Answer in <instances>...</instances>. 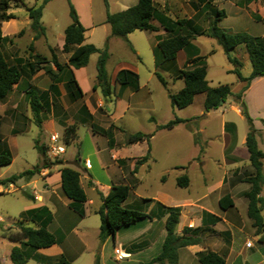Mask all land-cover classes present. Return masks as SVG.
Instances as JSON below:
<instances>
[{
	"label": "crops",
	"instance_id": "crops-1",
	"mask_svg": "<svg viewBox=\"0 0 264 264\" xmlns=\"http://www.w3.org/2000/svg\"><path fill=\"white\" fill-rule=\"evenodd\" d=\"M21 1L20 7L11 8L7 12L12 13L15 18L1 22L0 24L2 36L11 39V42L4 44L6 47H4L3 43L1 45V50L5 58L9 57L10 60L13 61L12 64H17L16 61L20 58L21 53L26 54L28 57L33 56L50 59L52 50L60 64L66 63L68 55L64 53L58 55L57 52H61L62 50L64 29L68 25L63 29L62 34L58 33L55 35L56 38L54 42L49 39L47 29L43 23L42 25L45 28V35L43 37L37 40H33V37H30L19 43L17 39L13 38L19 30L23 28L29 29L30 19L26 13V7H36L41 4L42 0ZM166 1L168 0H164V3H166ZM136 2L137 0L125 1L126 6L124 8L131 7L135 5ZM86 10L89 24L83 25L86 29L84 43L96 45L99 49H101L103 45L104 47L106 46L111 58L112 42L115 38L110 36V28L109 25L105 23V15L100 22H93L91 9L87 8ZM194 16L195 11L189 18ZM152 24L158 27L157 32L149 33L142 31L146 34V36H144L147 41V48L150 50H153L155 47L158 37L164 38L167 35L156 21H152ZM11 25L15 27L9 29ZM99 25L107 26L105 27L106 35L102 46L92 41L88 42L87 37V35L90 36ZM256 37L264 40V37ZM123 43L128 47L125 41H123ZM30 44L33 45V53L29 51ZM129 44L134 52H132L129 47L128 50L138 57L139 51L134 48L131 42H129ZM152 56L155 63L154 55L152 54ZM186 57L187 55L184 51H179L177 53L176 59L180 62L178 69L182 68ZM110 58H108L107 63ZM246 60H248L247 54ZM245 64H247V61ZM84 68L74 69L73 76L83 94L82 98L79 100L83 99V105L86 107L88 113L93 116L92 110L94 108L88 100L89 96H93L98 105L103 103V98L99 90L94 91L92 89L95 78L92 83H88L80 77ZM123 69L130 70L137 75L139 74V66L135 61H121L112 72H107L116 95L111 97L109 103L116 106L118 103L122 102L123 115H125L132 106L138 107L146 105L149 109L153 104L149 96H146V103H143V105L139 102L132 101L136 93L141 91L140 89L138 92H133L130 88H121L115 84L117 72ZM250 72H248V74H243L241 71L240 73L243 77H247ZM26 75L28 77L22 75L20 81L13 85L8 96L0 103V121L3 120L2 118L6 117L8 124L4 132L0 130V139L6 142L12 161L14 160L13 148L17 143V141H15V135L23 131L27 132L28 129H30L27 118L30 108L29 104L24 103V91L28 88V85L38 87L35 81L38 78L45 77L42 70H39L31 76L28 74ZM261 78L264 79V77H259L252 80L251 83L258 82L262 80ZM46 83L48 85L47 88H41L40 91L48 89L50 85L49 79ZM182 86L183 82L178 90H180ZM58 92V98L63 96L69 103H76L79 101L71 102L66 96L65 89L63 88L62 91L60 86H58ZM58 98L56 99L58 100ZM125 98L127 99V103L122 101ZM55 105L56 104H52L47 113L52 112ZM59 106L61 109H65L64 106ZM52 115L54 116V113H52ZM202 116H204V114H202ZM108 117L110 120L109 127L110 125H114L112 122L115 121L114 112L108 114ZM175 117L183 120V122L179 123L180 125L187 127L189 130L192 129L190 126L192 118H182L176 115L174 118ZM40 118L41 126L38 128L40 133H49L50 129L55 126V120L50 117H44V114L41 115ZM151 118L153 117H150L148 121L154 124V127L145 133L149 138L143 142L127 144L126 138L118 140L117 136L122 131L115 125L113 129L114 142L111 147L108 146L106 137L97 134L104 137L106 140V153L103 156L100 155L98 150L95 153L96 157L94 161L99 169L98 173L94 170V164L90 157L88 155L84 156V154L78 150L77 159L76 161L74 160L73 167L69 165V163L72 162L71 160L60 158L59 160L62 161L61 165L41 168L39 173L32 176L29 180L21 178L17 180L15 184L7 183L5 186L0 184V196H9V194H12L16 190L28 188L29 191L24 192L31 197H26V202L16 210H11L9 207L0 208V264H12L10 260V251L14 246H18L17 243L10 242L3 238L1 232L7 228H15L16 224L36 227V225L31 222L21 220V214L27 210L37 208H46L50 211L52 220L47 225L46 229L55 236L56 243L50 247L36 250L33 257L28 260L26 264H54L60 256H64L71 264H94L96 256L98 257L99 264H109V261L106 259L105 250L107 247L110 248V255L114 260L113 248L115 246H120L129 254L128 258L125 259L127 264H145L160 254L163 241L166 237V230L164 228L166 215L160 216L155 209V202L166 207L179 208V222L176 226V233L178 235H181L185 227L192 229L200 228L202 230L199 233L200 241L198 244L178 249L177 264H200L197 254L202 251H212L223 256L225 264H264V227H262L260 233L257 234L255 232L252 222L247 216L248 201L244 196L249 190L250 185L245 183L243 179L253 174V168L249 164V155L245 148L246 134L238 139L236 135L232 133L235 131L232 125L229 124V126H227V123L223 124V133L213 138L214 140L218 139L220 142V152L214 156L209 155L207 148L211 138L200 136L202 137V139H200L202 149L199 151L197 149L198 153L190 156L186 166H184L185 164L172 166L173 169L177 170V173L171 176L164 174L165 172L161 174L158 178V190L153 198H151L143 194L142 191L139 192L145 182L146 173L150 171L154 161L153 140L155 138V133L161 131L156 130L157 125L155 120L151 121ZM255 126L258 132L264 131V126H262L261 122L259 124L256 123ZM175 128L176 126L168 131H172ZM201 130L198 129L196 134L201 135ZM194 134L193 130L189 132L193 145L199 148V145H196L198 141L194 140ZM91 135L96 136V134L92 132ZM76 140L77 144L81 147L82 143L78 136ZM256 142L259 148L257 139ZM134 148H140L137 154L132 153L131 150H134ZM147 151H149L148 159L144 163L138 165L133 173L135 162L143 157ZM63 154H65V151ZM27 165L29 166L28 170L35 166L30 164ZM62 166L71 167L80 173V185L87 197V201L84 204L85 215L83 217H79L69 208V200L61 191L60 169ZM190 167H192L194 171L189 172ZM211 171L212 173H218V175L210 174ZM183 176L187 177L188 184L185 187H180L177 181ZM5 178H0V180ZM194 178L197 179V187H195V183H193ZM112 185H126L130 188L128 197L123 203L125 208L138 210L146 214L155 213L157 215L152 218H143L129 226L121 227L115 231L113 236L107 237L105 241L101 243L99 241L100 224L97 227L96 224H88L85 219L91 215L99 218L98 210L102 206L100 196L105 195ZM179 191L183 192V196L177 197ZM226 195H229L233 205L221 209L218 201ZM260 197L264 198V185H262ZM2 214L15 218H13L11 222L5 224L2 219ZM261 217L264 219V208L261 210ZM90 234H93L96 239V244L93 245V247H90L88 244ZM114 262L117 264L121 261L114 260Z\"/></svg>",
	"mask_w": 264,
	"mask_h": 264
},
{
	"label": "trees",
	"instance_id": "trees-1",
	"mask_svg": "<svg viewBox=\"0 0 264 264\" xmlns=\"http://www.w3.org/2000/svg\"><path fill=\"white\" fill-rule=\"evenodd\" d=\"M10 0H0V24L15 18L12 13H7ZM51 0H42L41 4L36 7H26L27 16L30 19L29 29L33 32V40H37L45 35V28L42 25V9L45 4ZM104 1L106 7L105 23L109 25L110 36L121 38L125 41L129 49L134 52L133 48L127 40V35L135 30L146 31L149 33L157 32L158 27L152 24L156 21L159 27L166 32V37L157 38V43L153 48L155 66L174 62L179 51H184L187 55L182 68L177 69V79H181L183 86L174 94H169V100L173 107L183 109L193 103L196 95L203 94V109L205 112L215 110L219 103H225L229 96L234 95L240 100L242 93L249 87L252 80L264 77V42L256 36H252L246 32L230 33L218 27V22L225 18L224 10L213 9V19L205 30L196 24L203 6L213 3V0H191V6L195 11L192 18H171L166 15L165 11H159L154 0H137L136 4L117 13H110L107 10V1ZM69 18L71 23L64 29V42L62 45V53L67 54V62L60 64L56 55L51 50L50 59L41 58V61H27L23 66L19 64H10L2 53L1 45L4 41L9 40L3 37L0 29V103L8 96L13 85L17 84L24 73L29 76L34 75L39 70H43L48 76L50 85L47 90L40 91L30 85L24 91L31 111L32 121L40 128V114L48 112L50 106L54 104L59 96L58 83L59 78L64 80V89L67 98L71 102H75L82 98V91L73 76V70L81 69L87 66L89 58L93 54H97L95 65L96 76L92 89L99 90L105 102L110 101L112 96H116L114 89L109 80L106 63L109 58L108 49L96 48L93 44L84 43L85 31L72 3L68 0ZM264 20V19H262ZM20 31L18 34H20ZM206 36L214 38L221 46L227 60L232 65H239V61L229 56V53L238 46H242L247 54L248 61L251 65V72L247 77H243L240 71L235 68L231 70L237 77L238 82L244 83L239 93L233 94L228 85H219L210 87L205 79L206 64L205 57L199 56L197 48L192 41L197 36ZM29 51H33V45H29ZM43 64V66H41ZM49 64L50 67L44 65ZM159 82L165 86V80L155 73ZM115 84L121 88H130L133 92L139 90L138 75L130 70H120L115 76ZM81 111L85 113L82 123H90L91 132L100 134L107 139L109 147L113 145V129L114 125H110L107 129H95L94 123L91 122L90 115L83 105ZM240 113L243 114L248 122V132L245 138V148L249 155V164L253 168L254 173L243 179L245 183L250 185L249 190L245 193L248 201L247 216L252 222L255 232L258 234L264 227V219L261 217V210L264 208V198L260 197L262 185H264V173H262V160L264 153L258 147L255 138L254 126L249 118L246 109L241 103ZM154 121L153 118L150 119ZM183 122L179 118H173L165 124L157 125L156 130H171L177 124ZM77 126L75 124L66 126L62 133L61 142L70 145L76 138ZM148 135L142 132L126 134V143L135 144L146 141ZM41 163L35 165L32 169L23 171L19 174L11 175L0 180L1 185L7 183L15 184L17 180L23 178L29 180L35 174H38L41 168H49L53 165H61L62 161H50L46 158L47 147L38 146L34 143ZM149 151L135 162L136 167L144 163L148 159ZM12 157L5 141L0 139V167L11 164ZM178 186L185 187L188 184L187 177H180L177 181ZM60 185L63 195L69 200V208L73 210L79 217L85 215L84 204L87 201L86 194L80 185V173L75 169L62 166L60 169ZM129 187L126 185H112L109 187L105 195H101L102 206L98 210L100 218L99 241L102 243L109 236L114 235L115 231L121 227L129 226L143 218H152L157 215L155 213H143L138 210L125 208L124 201L129 194ZM26 197L31 198L25 194ZM149 201V200H147ZM219 207L225 209L231 207L232 201L229 195L222 197L218 201ZM155 209L160 216L166 215L164 228L166 237L162 244L160 254L145 264H177V251L189 245L198 244L200 228L192 229L185 227L181 235L176 233V226L179 222L180 210L177 207H166L158 202L154 204ZM21 220L28 221L36 225L23 226L16 224L15 228H7L1 232V236L10 242L17 243L10 251V260L12 264H26L33 257L36 250L47 248L56 243L55 236L50 233L46 227L52 220L50 211L46 208L30 209L21 214ZM200 264H225L224 257L212 251H202L197 254ZM54 264H71L64 256H60ZM94 264H99L98 257H95Z\"/></svg>",
	"mask_w": 264,
	"mask_h": 264
},
{
	"label": "rangeland",
	"instance_id": "rangeland-1",
	"mask_svg": "<svg viewBox=\"0 0 264 264\" xmlns=\"http://www.w3.org/2000/svg\"><path fill=\"white\" fill-rule=\"evenodd\" d=\"M67 1L68 0H51L45 4L42 9L41 22L47 29L49 39L53 42L56 38L55 35L58 33L62 34L63 29L71 23ZM106 1L108 12L117 13L125 10V1L128 2L129 0ZM21 2V0H10L7 12L11 8L20 7ZM70 2L74 6L82 25L89 24L87 8H90L92 11L93 22H100L104 18L106 7L103 0H73ZM154 3L159 11H165L166 15L173 19L189 18L194 13L191 6V0H168L166 3H164V0H155ZM213 9H221L225 12V18L218 22L219 28L230 33L246 32L252 36L264 37V20H262V18H264V0H213L210 7L203 6L200 12V17H198L196 21V24L201 30H205L212 21ZM12 27L15 26L11 25L9 26V29ZM105 27L107 26L99 25L96 27L90 36L87 35L88 42L92 41L97 45L102 46L106 35ZM20 31L22 32L18 34ZM19 32L13 36V38L17 39L18 43L22 42L24 39L33 37V32L28 28H23L19 30ZM144 35L146 36L145 32L138 30L127 35V40L129 39V42H131L134 48L139 51L138 57L128 50V47L123 43L121 38L114 37L115 39L112 42L111 51L112 57L110 58L109 56L110 60L106 65V71L112 72L121 61H135L139 66L138 83L141 91H136L139 92L136 93V96L132 101L139 102L143 105V103H146V96H149L153 103L152 106L149 109L146 105L138 107L132 106L130 110L123 115L122 102L113 106V104L109 103L111 101L110 99L108 102L103 100V103L98 105L96 104L94 97L89 96L88 100L94 108L92 110L93 116L91 122L94 123L97 131H100L99 129L101 128L107 129L110 124L108 114L114 112L115 121L112 122L122 131L117 136V139L123 140L126 138V134L135 132H142L145 134L148 130H151L154 127V124L148 121L150 117L154 118L156 125L165 124L173 119L175 115L182 118H192L190 126L192 128L191 130L195 133L194 140L198 141L196 145H199V148L192 143V139L189 136L191 130L180 124H177L176 128L172 131L161 130L156 132L153 140L154 161L151 165L150 171L146 173L145 182L139 192L142 191L146 196L153 198L158 190L159 176L164 172V174H168L169 176L177 173V170L173 169L172 166L184 164V166H186L190 156L198 153L197 149L198 151L202 149L200 142L202 137L200 136L211 138L207 148L209 155L214 156L220 152V142L218 139L214 140L213 138H216L223 133V124L227 123V126L231 124L232 128L235 130L232 133L235 134L238 139L247 134L249 126L245 116L240 114L241 103H243L254 129L256 130L255 138L259 144L258 149L264 152V131L258 132L255 126L256 123L259 124L260 122L262 126H264V121H261L264 120V79L261 78L262 80L251 83L249 88L242 93L240 100L236 99L234 95L229 96L225 103H221L217 109L210 110L208 113H205L203 110L202 94L195 96L191 105L183 109H177L171 105L168 95L176 93L181 86L182 80L176 78V70L178 69L180 62L178 59H175L174 62H166L156 67L152 56L153 50L147 48V41ZM8 42H11V39L4 41L3 45ZM262 42H264V40H262ZM192 44L197 48L199 56L205 57V79L208 82V85L210 87L228 85L233 94L239 93L244 83L238 82L236 75L232 73L231 70L235 68L240 72L242 71L243 74H248V72L251 71V65L249 61L246 60V52L244 48L238 46L229 53L230 57L236 58L240 63L239 65H232L228 62L221 46L214 38L200 35L192 41ZM94 46L96 47V45ZM4 47L6 46L4 45ZM102 48H104V45L101 49ZM60 53H62V51L57 52L58 55H60ZM6 59L10 64L13 63L9 57H6ZM27 61H41V57H28L26 54L21 53L20 58L17 59L16 63L23 66ZM96 61L97 54L91 55L87 66L80 75V77L88 83H92L96 76ZM246 61L247 64H245ZM41 66H43V64H41ZM44 66L50 67L49 64ZM155 73L159 74L165 80V86L159 82ZM23 75H25V77L27 76L26 73ZM48 79L47 75L38 78L35 81L38 87H31L37 90H41V88L46 89L48 86L46 81ZM59 80L58 86H60L63 91L64 80L62 77H60ZM53 101L54 104H56L54 110L49 113L43 112L41 115L44 114V117L53 118L56 122L54 128L50 129L49 133H40L38 127L32 121L31 111H29L27 118L30 129H28L27 132L23 131L15 135V141H17V143L13 148L14 160L11 164L0 167V178L19 174L28 170L29 166L27 164L36 165L38 159V164H40L41 158L34 147L35 141L38 146L43 145L47 147V152L50 150L51 146L50 136L56 134L61 140L64 128L72 124L77 126L76 133L82 143L81 147L77 144V136L75 138L76 141L74 140L70 145H65L60 141L58 144L63 146L65 154L52 157L46 153V158L50 161L67 158V160L72 161L69 165L73 167L74 162L77 159V152L80 150L84 156L88 155L90 157L94 164V170L97 173L99 172L94 161L96 157L95 153L97 150L101 156L106 153V140L104 137L97 135L98 133L96 136L91 135L90 121L88 123H82L81 120L86 119L85 113L81 111V107L84 103L83 99L76 103H69L67 99L62 96L58 98V100L53 99ZM122 101L127 103L126 98ZM24 103L28 104L26 97ZM59 105L64 106L65 109H61ZM52 113H54V116ZM202 114H204V116H202ZM2 119L3 120L0 121V130H3L4 132L6 127H8V124L6 117ZM198 129H202L200 133L201 135L196 134ZM139 150L140 148H134V150L131 151L132 153L137 154ZM262 162H264V160H262ZM192 171L194 170L190 167L189 172ZM262 173H264V163H262ZM210 174L218 175V173H212V171ZM193 183H195L194 185L197 187L196 178L193 179ZM24 191L28 192L29 189H20L9 194V196H0V208L9 207L11 210L19 208V206L26 202V192ZM181 195L183 196V192L179 191L177 197H180ZM13 218L15 217H8V215L2 214V219L5 224L11 222ZM85 221L88 224H96L97 227L100 224L99 218L92 215L86 218ZM88 244L90 247H93V245L96 244V239L93 234H90ZM110 253V248L107 247L105 250L106 259L109 261V264H116ZM117 264H127V262L124 260Z\"/></svg>",
	"mask_w": 264,
	"mask_h": 264
},
{
	"label": "built area",
	"instance_id": "built-area-1",
	"mask_svg": "<svg viewBox=\"0 0 264 264\" xmlns=\"http://www.w3.org/2000/svg\"><path fill=\"white\" fill-rule=\"evenodd\" d=\"M50 142H51V146H50V150H48L46 153L49 154L52 157H57L60 154L64 153V148L63 146L59 145L58 143L60 142V139L58 138V136L55 134L50 136ZM129 256V254L122 249L120 246H115L113 248V257L115 261H122L127 259Z\"/></svg>",
	"mask_w": 264,
	"mask_h": 264
},
{
	"label": "water",
	"instance_id": "water-1",
	"mask_svg": "<svg viewBox=\"0 0 264 264\" xmlns=\"http://www.w3.org/2000/svg\"><path fill=\"white\" fill-rule=\"evenodd\" d=\"M222 102L219 103V105L221 104ZM113 236V235H112Z\"/></svg>",
	"mask_w": 264,
	"mask_h": 264
}]
</instances>
